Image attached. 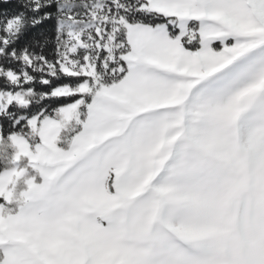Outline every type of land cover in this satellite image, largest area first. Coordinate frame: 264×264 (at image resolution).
I'll list each match as a JSON object with an SVG mask.
<instances>
[{
  "label": "snow or ice",
  "instance_id": "obj_1",
  "mask_svg": "<svg viewBox=\"0 0 264 264\" xmlns=\"http://www.w3.org/2000/svg\"><path fill=\"white\" fill-rule=\"evenodd\" d=\"M0 264H264V0H0Z\"/></svg>",
  "mask_w": 264,
  "mask_h": 264
}]
</instances>
